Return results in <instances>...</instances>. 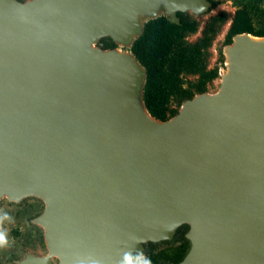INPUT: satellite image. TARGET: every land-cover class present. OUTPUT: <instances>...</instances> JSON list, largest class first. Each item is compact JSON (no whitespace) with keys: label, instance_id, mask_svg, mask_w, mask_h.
<instances>
[{"label":"water","instance_id":"water-1","mask_svg":"<svg viewBox=\"0 0 264 264\" xmlns=\"http://www.w3.org/2000/svg\"><path fill=\"white\" fill-rule=\"evenodd\" d=\"M211 5L0 0V199L45 201L50 250L20 264H138L185 223L177 264H264V39L234 35L220 90L168 120L130 50L150 19ZM104 36L130 53L94 47Z\"/></svg>","mask_w":264,"mask_h":264},{"label":"rangeland","instance_id":"rangeland-1","mask_svg":"<svg viewBox=\"0 0 264 264\" xmlns=\"http://www.w3.org/2000/svg\"><path fill=\"white\" fill-rule=\"evenodd\" d=\"M27 2L30 0H20ZM212 5L207 12L196 16L193 12L187 11L191 17L199 20V28L196 32L187 36L189 42L197 41L203 32L208 20L220 13L225 12L226 22L220 32L208 48L204 61L205 72L208 74L202 79L206 80L207 93H216L220 90L222 75L228 70L227 58L224 54V47L229 44L228 36L235 15L237 4L236 0H211ZM165 8L162 6L160 14H164ZM148 19L142 16V20ZM257 26L264 25V18L256 20ZM254 35V34H252ZM264 39V36H258ZM114 43L113 46H107ZM94 47L103 49H116L121 53H130L129 46L116 43L110 36L102 37L94 44ZM217 72L218 76L211 78L212 72ZM202 74H182L177 82V88L169 100L170 110L181 109L180 95L188 90H194L195 84L200 80ZM197 94V93H196ZM177 112V113H178ZM46 207L45 201L35 195L26 196L20 201L11 200L7 195L0 199V232L7 238V244L0 247V264H20L28 253L37 256H46L50 254L46 240L45 228L34 220L40 216ZM190 229L189 224H182L177 229L174 237L169 240L159 242L148 241L145 243L144 254L138 255V264H177L181 261L191 248V241L187 238V232ZM54 263H58L57 256H53Z\"/></svg>","mask_w":264,"mask_h":264},{"label":"trees","instance_id":"trees-1","mask_svg":"<svg viewBox=\"0 0 264 264\" xmlns=\"http://www.w3.org/2000/svg\"><path fill=\"white\" fill-rule=\"evenodd\" d=\"M237 9L229 31L228 42L239 33L264 36V25L256 20L264 18V0H236ZM180 23H174L166 15L146 22L143 33L136 38L130 50L147 70L143 98L149 112L160 120H168L178 110H170L169 100L177 88L182 74H202L194 90L180 95V102L192 98L196 93L207 91L204 61L208 48L226 22L225 12L212 16L205 24L201 37L189 42L187 36L199 28V20L188 13L178 12ZM114 43L107 46H113ZM218 76L212 72L211 78Z\"/></svg>","mask_w":264,"mask_h":264},{"label":"clouds","instance_id":"clouds-1","mask_svg":"<svg viewBox=\"0 0 264 264\" xmlns=\"http://www.w3.org/2000/svg\"><path fill=\"white\" fill-rule=\"evenodd\" d=\"M7 242L8 241H7L6 236L2 232H0V247L5 246L7 244ZM149 264H150V262H149Z\"/></svg>","mask_w":264,"mask_h":264}]
</instances>
